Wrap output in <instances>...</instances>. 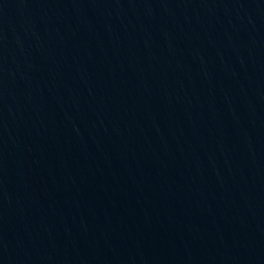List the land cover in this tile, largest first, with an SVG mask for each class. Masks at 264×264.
Returning a JSON list of instances; mask_svg holds the SVG:
<instances>
[{"label": "water", "instance_id": "95a60500", "mask_svg": "<svg viewBox=\"0 0 264 264\" xmlns=\"http://www.w3.org/2000/svg\"><path fill=\"white\" fill-rule=\"evenodd\" d=\"M0 264H264V0H0Z\"/></svg>", "mask_w": 264, "mask_h": 264}]
</instances>
